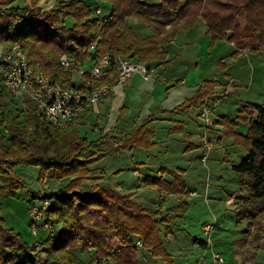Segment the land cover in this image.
<instances>
[{
  "label": "trees",
  "instance_id": "16d2710c",
  "mask_svg": "<svg viewBox=\"0 0 264 264\" xmlns=\"http://www.w3.org/2000/svg\"><path fill=\"white\" fill-rule=\"evenodd\" d=\"M19 1L24 0H0V45H19L31 65L66 88L76 85L72 74L61 69L63 56L85 66L92 63L89 47L98 42L97 51L111 60L125 56L157 69V63L167 59L164 46L180 30L194 27L200 17L206 20L213 40H226L241 50L264 49V0H95L94 5L84 0H58L54 9L46 11L45 0H26L28 4L24 6ZM101 1L111 6L113 18L108 22L103 20L108 14H96L98 8L102 10ZM240 12L246 15L244 29L237 22ZM69 18L74 21L71 26L67 25ZM130 20L153 30L154 35H139ZM114 79L112 73L93 85L108 86ZM217 85V81L205 82L200 88L192 102L198 116L204 99L214 106L211 94ZM19 100L0 81V264H93L95 260L141 264L140 248L174 264L162 236L172 234L170 224L175 216H183L187 203L180 202L181 214L176 215L177 208H165L163 194L161 206L148 209L132 200L134 193H121L105 185L81 191L91 167L107 152L99 147V142L84 135L81 128L61 130L42 121L37 106L30 100H23L24 107L15 105L11 109ZM215 124L235 132V144L247 151L233 165L240 176V192L234 206L239 221H248L239 246L253 247L257 259L260 253L264 254V105L242 103L236 120L223 116ZM238 124H247L248 133L239 132ZM154 136L153 126L147 122L127 143L148 149L153 146ZM18 165L39 167L40 181L46 179L50 170L57 177L73 178L68 187L56 193L33 196L29 214L32 207L38 209L39 228L50 225L51 230H43L47 235L33 236L31 230L27 236L16 232L1 216L2 199L16 196L22 187L12 182L18 179L14 173ZM165 171L151 185L159 192H173L172 182L163 177ZM36 199L40 200L39 206ZM33 221L30 216L28 229ZM138 240L142 241L141 247L136 246ZM261 262L264 264V257Z\"/></svg>",
  "mask_w": 264,
  "mask_h": 264
},
{
  "label": "rangeland",
  "instance_id": "374dc122",
  "mask_svg": "<svg viewBox=\"0 0 264 264\" xmlns=\"http://www.w3.org/2000/svg\"><path fill=\"white\" fill-rule=\"evenodd\" d=\"M24 1H19L18 4L27 5L28 1ZM57 1L45 0L43 2L44 10L54 9L57 6ZM84 1L89 5H94L95 2L94 0ZM100 5L104 15L111 12V6L108 2L101 1ZM241 12L237 22L244 29L246 15ZM92 17L97 18L95 14ZM73 23V19L67 20L68 26ZM130 23L139 35L153 33V30H148L136 21L130 20ZM198 26L197 31L200 32L202 21ZM198 34L202 35L204 32ZM217 42L216 52L209 53L210 50L206 48L204 52L199 54V58L202 59V70L207 67L204 79L214 82V77L219 76L220 83L225 84L224 74L218 71L219 64L215 67L213 65L216 60L221 61L222 58H226L227 53L232 48L226 41ZM255 51L259 50H250L254 55L250 61L248 59L251 53L240 65L231 68L232 76L235 75V78L240 79L237 90L231 86V91L228 94L233 95L221 100L219 107L221 113L228 115L227 117L231 120L237 119L238 107L242 105L241 103L250 102L264 105V50L260 51L261 53ZM203 64L206 66L204 67ZM233 71H238L239 76ZM215 81H219L218 77ZM23 100L25 99L12 104L11 109H15V105L24 107ZM133 103H130V106L136 107ZM137 111H141V107H138V110L135 109L136 114ZM213 113L214 106L212 107L211 118L215 122L217 118L216 114ZM201 124H204L202 119L199 120L198 125L191 124L186 131L187 134H191L189 136L187 134L171 135L168 125L157 123L154 132L157 146L153 143L151 148H145V150L135 147L111 153L91 167L81 191H86L88 188L94 189L96 185H105L124 193L130 186L143 185L149 169L148 175L155 180L162 177V174L158 173L159 171L166 169L169 172L171 170L174 172V178L169 173H165L163 176L167 182H172L173 188V192L164 194L165 208L167 210L177 208L175 214L178 215L181 214L180 208H178L181 206L180 202L183 200L187 203L186 212H182L183 216H175L170 224L172 234L166 236L164 233L162 236L168 252L173 257L174 264H216L213 259V252L222 256L223 262L219 264H262L263 253H260L259 257L255 259L253 247L245 249L239 246V241L243 238L248 227V221H239L235 213L234 202L240 192V176L233 170V165L239 163L247 155V151L235 144L232 130L216 124L213 126V131L210 129L206 133L210 139L211 151L207 161L202 162V150L188 149L191 147L190 141L202 145L201 136L204 135V130L200 128L199 125ZM238 130L247 134L249 127L247 124H239ZM225 131L227 135H225ZM98 137L100 134L90 132L88 138L96 139ZM14 173L18 179L12 181L13 185L18 184L22 187L17 189L16 196L8 195L2 199L3 211L1 216L5 219L6 225L16 232L26 233L31 230L33 236L37 234L47 235L48 233L43 231L45 230L43 229L44 226L39 228L40 212L38 209L32 207L33 209L31 208L29 214L30 203L34 195H51L68 187L73 179L72 176L60 178L56 176L53 170H50L47 172L46 179L40 181V168L34 165H18L15 167ZM177 186H179V192H176ZM145 191H141L146 193L141 194L143 198L148 201L161 202V199L156 196L157 192L154 188L150 186ZM35 204L39 206L40 200L36 199ZM30 216L35 221L28 229ZM33 223L35 228H32ZM207 224L213 227L210 234L204 230V226ZM209 237L213 245H207ZM83 258L87 261L86 257ZM139 259L142 264H166L162 259L153 258L147 250L141 248ZM108 264L113 263L108 262Z\"/></svg>",
  "mask_w": 264,
  "mask_h": 264
},
{
  "label": "crops",
  "instance_id": "0c3cea01",
  "mask_svg": "<svg viewBox=\"0 0 264 264\" xmlns=\"http://www.w3.org/2000/svg\"><path fill=\"white\" fill-rule=\"evenodd\" d=\"M201 21L202 27L200 32H204V34L199 35L198 33L200 32L197 30ZM149 35H154V31L151 34L142 36ZM217 41L226 40H213L208 33L206 20L203 17L198 19L194 27L180 30L176 36L169 40L164 46L167 59L164 60L165 62L163 63H157L156 77L152 81L145 82L140 76L136 75L125 86L116 87L113 94L106 101L94 106L84 114V124L81 127L83 134L87 137H89L90 132L100 134V137L91 140L99 142V147L107 152V156L121 149L126 150L138 147L141 150H145L142 147L140 148L136 145L132 146L128 143H130L129 141L133 138L134 132L147 122L152 124L154 132L157 123H165V125L169 126L171 135L187 134L186 131L190 125H198L199 120H201L198 116V109L192 105V102L197 99L199 95L198 92L204 83L212 82L209 79H204L207 67L203 64L205 68L202 70V59L200 60L199 54L204 52L206 48L210 50L209 53L213 54L216 52V47L218 45ZM228 43L232 50L227 53V57L222 58L221 61L216 60L214 65L212 64L214 67L219 64L218 71L224 74L225 79V84L220 83L221 79L219 76H215L213 79L214 82H216L215 79L217 77L219 80L217 82L218 85L214 89V94H211V99L214 104V113L217 118L215 121L220 117L228 116L221 113L219 110L220 102L226 97L233 95L228 94L231 91V86L235 87V90H237L238 80L240 79L235 78V75L232 76L231 68L240 65L241 62L247 58V55L251 53L250 50H241L233 43ZM263 50L260 49L255 52L261 53ZM252 56L254 55L251 53L248 59L249 61L252 59ZM91 65L92 63L90 62L86 66L89 67ZM234 73L239 76L238 71ZM73 82L75 85L79 86L80 81L78 77H76L75 80L73 79ZM130 103H133L136 107L130 106ZM138 107H141V111H137L136 114L135 109L137 108L138 110ZM240 107H238V112ZM202 125L203 124L199 126L201 127ZM211 130L213 131L214 129L212 128ZM232 132L233 131H231V133ZM187 135L190 136L191 134ZM225 135H227L226 131ZM234 136L235 132H233V137ZM190 143L191 147L188 149L193 150L197 148L200 151L202 150V145L200 143L195 144L192 141H190ZM154 144L157 146L155 139ZM149 172L150 169L147 172L143 185H139L138 187L130 186L125 193H134L132 200L136 204L148 209H156L161 206V202L158 203L155 200L148 201L141 195L146 193L141 191H145L151 186V188L156 190V196L160 199H162L161 195H164L166 192L164 190L159 192L155 186L151 185V182H153L152 180L155 181V179H152L148 175ZM158 173L162 174L163 172L159 171ZM165 173L173 175L174 172L171 170L168 172L166 170ZM28 232L22 233L27 236Z\"/></svg>",
  "mask_w": 264,
  "mask_h": 264
},
{
  "label": "built area",
  "instance_id": "2783aa9c",
  "mask_svg": "<svg viewBox=\"0 0 264 264\" xmlns=\"http://www.w3.org/2000/svg\"><path fill=\"white\" fill-rule=\"evenodd\" d=\"M96 14L103 16L100 8L96 10ZM112 18V13H109L103 20L108 22ZM97 45L98 42H94L89 47V52L92 55V65L89 67L67 56L60 59L61 69L72 74L74 80L78 77L80 81L79 86L68 88L53 81L50 76L31 65L19 45H14L11 48L0 45L1 84L12 97L34 102L38 109V116L42 121L50 122L61 130L70 127L81 128L84 124V114L94 106L106 101L116 87L125 86L136 75L145 82L152 81L157 75L156 68H149L147 65L135 62L125 56L111 60L107 54L97 51ZM112 73H115L113 84L108 86L93 85L95 81L107 78ZM211 113V103L208 99H204L199 111V117L204 121L200 127L204 130V135L201 136L202 162L207 161L211 151L210 139L206 135L214 125ZM47 205L48 203H45V207ZM39 219H41V214ZM33 226L34 223L32 228L36 227ZM49 228L48 224L43 227L45 230ZM212 228L209 224L204 226V230L208 234ZM209 244L213 245L210 237L207 240V245ZM136 246L141 247L142 241L138 240ZM213 259L216 264L223 262L222 256L216 252H213ZM93 264L108 263L106 260H95Z\"/></svg>",
  "mask_w": 264,
  "mask_h": 264
}]
</instances>
